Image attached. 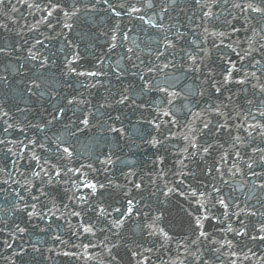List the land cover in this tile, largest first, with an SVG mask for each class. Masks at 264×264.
I'll use <instances>...</instances> for the list:
<instances>
[{"label":"water","instance_id":"95a60500","mask_svg":"<svg viewBox=\"0 0 264 264\" xmlns=\"http://www.w3.org/2000/svg\"><path fill=\"white\" fill-rule=\"evenodd\" d=\"M33 2L34 0H27V4H25L23 0H20V2L12 0V4L19 9L15 13L8 9H0V25H6V27H0V47L8 48L11 53L10 55L0 54V101L4 103L5 110H9L10 115L17 121L23 123L30 121L33 124L43 123L41 115L45 114V110L50 111L52 105L57 100L63 104L65 97L82 94L81 98L88 99L92 106L98 107L101 103L110 102V100L105 101V97H117L118 92L128 87L136 103H143L148 107L133 111L134 106L124 107L114 105V108L118 109V111L109 110L113 116L117 114L121 116L125 129L123 136L104 131L100 127V123L107 120V116H98L96 120L91 121V123L96 125L95 127L83 128L81 126L83 130L77 132L76 136L73 137L69 135V130L65 127L68 121L64 119L59 123H54L50 128L45 130L46 135L50 138L45 143L51 151H54V142L57 137H63L65 146L70 143L75 152L76 159L73 161L72 166H78L77 162L85 164L93 163L98 169L96 173H88L89 179L104 183L105 185L111 180L113 185H127V188L132 187V182L141 183L143 186L142 190L137 191L133 189L132 196L140 200L142 204L151 205L153 211L150 215L155 216L163 212V218L159 223V227H163L165 231H168L169 235L173 236V240L164 247H161L163 241L160 237L147 236L144 224L149 222L148 219L135 215L126 220L122 228H113L112 231H108L111 228L109 221L116 218L117 215L115 212H112V208L122 207L125 200V192L115 187H106L100 190L96 196H91L89 189L81 187L79 192L75 194L90 197L88 204L82 205L75 200L69 199L73 195L69 191L76 190L72 187L71 182L53 185L56 194L50 198L55 201L56 207L60 209V211L56 212V216L60 217L61 212L64 213V216L60 219H54L50 229H48L46 221H41L38 218H33L29 221L26 216L13 212L12 204L10 203L13 197L8 196L5 198L3 192L0 191V208L3 209V211H0V221L7 220L9 227H11L13 221L19 223L22 227H27L28 234H25L24 240L30 243H37V246L44 253L43 257L33 254L35 258L33 256L18 258L13 254L12 250L0 248V264H9L5 257H11L15 261V264H135V259L130 256V250H134L137 243L142 244L144 248L152 249L151 253H144L149 258L148 264H171V260L176 258L177 242L190 235L192 221L191 217L185 214L184 209L195 210V205H192L184 197L172 196L166 199L158 191V189H164L165 182L169 186L177 185V181L180 178L178 175H174V173H179L182 169L179 160L184 159L185 154L180 152L179 149L184 148L187 144V141H184L180 134H189L187 127L189 124H191V127L199 129L202 127V120H210L212 125H215L217 121L220 123L224 122L222 117H218L215 112L208 110L209 104L227 105V108H222L221 110L233 117L232 120L228 121L229 124L241 123L240 118L236 117V113L246 112L249 108L246 100L253 99V97L249 92L240 91L239 86L235 84L227 85V90L222 89L220 94H216L207 85L201 86V81L204 79L203 76L200 74H186L184 69H165L163 72L149 74L154 77V85L158 81L159 86L169 88V92L174 90L180 93L178 97L172 98L159 91L141 92V81L138 77L126 75L117 79L114 73L130 68L131 62L126 58V49L128 47L134 48L135 55L132 57L133 61H135L136 56H139L145 61V64L149 61L155 62L156 49L158 44L161 43L163 33L158 32L154 28H149L147 24L139 21L135 14L132 17L124 15L119 18V24L120 28L124 32H127L129 39L117 48L109 51V36L112 34L111 29L117 23V18L110 16L104 11L86 12L83 4H81L79 16L72 21L74 23L73 30L71 32L65 30L63 34H60L59 24L63 22L62 14H54L53 17L49 18L50 23L53 20L55 21L56 25L54 27L39 23L45 13L27 6ZM35 2L39 3L43 8L47 0H35ZM114 2L116 4L125 3L127 6L136 4L137 7H141V4L137 3V0H114ZM153 3L156 5L155 12H158L161 6L169 5V0H153ZM177 3L180 7L175 10L170 8L171 19L166 17L164 22L166 24H176L181 32H186L189 26L188 18L193 16L196 9L194 5L189 7L191 0H177ZM97 7L100 8L102 5H98ZM180 9H184V11H180ZM6 10L8 11L7 17L3 15V11ZM213 11H219V9L214 8ZM155 12L150 9L148 10V15L155 16ZM143 14V12L140 13V15ZM196 23H200L198 15ZM253 23H256V26L259 27V24L255 20ZM33 25H35V29L29 32V27ZM205 26L209 27V31L212 30L210 23H206ZM191 27L194 30L195 36L201 34L202 30L196 28L195 24H192ZM237 27L241 28V31L233 34L231 38H225V44L233 43V47H236L234 42L238 40L240 47H237V51H240V48L247 47L246 37L251 35V33L244 31L242 23H238ZM53 28L57 34L54 33ZM105 33L108 35H105ZM189 35L195 38L193 33H189ZM37 39L43 41L44 47L36 45L32 48ZM25 40L27 44H24ZM68 40L78 46L77 51H79L81 56V60L79 61L80 69L78 70L101 71L106 74L99 77L101 83L97 87H89L90 84L96 82L95 80L64 75L66 72L64 58L72 51L67 45ZM133 41L135 45H139L138 48L134 46ZM21 45L23 46L22 48L20 47ZM185 46L183 42L179 45V47ZM201 46L211 49V56L206 62L216 73L217 79H220V74L224 70L222 57L225 54L231 56L233 60H237V57L232 55L227 48H211V42ZM27 48H32L34 52H38L40 55L49 56V65L45 69H39V59L26 63L25 57L27 53L23 49ZM122 57L124 58L122 59ZM100 61H103V63H100ZM179 62L183 63V61ZM245 63L247 62L245 61ZM237 64L239 66V61H237ZM143 67L144 65H141V68ZM132 71H136V69H132ZM36 76L41 78L44 90L53 93L52 97L45 96L39 103L35 102V98H29L23 94V84L30 77ZM3 77H7V81H4ZM68 85H71V87ZM200 87L204 89L203 96L197 94ZM230 95L232 96L231 102L227 99ZM168 99H173V103L168 104ZM16 103H19L21 108L31 106L32 110L25 114L17 113L14 108ZM82 107L86 108L88 105ZM75 108L76 105L70 106L67 111L68 117L75 119L72 116ZM161 110L171 111L178 123L175 126L171 124L167 126L172 128L176 136L165 141L164 146L157 149L147 144L145 140L150 138L149 133L160 139H163V137L145 123L144 118L151 119L156 115L157 111H160L162 119L168 120L169 117L163 116V111ZM252 111H255V108ZM197 113H199V118L196 116ZM25 116L27 117L26 121L24 120ZM261 122L264 123V121ZM108 123H112V121H108ZM115 126L120 127L121 125L116 123ZM26 131L28 135L43 136L45 134L37 133L30 129ZM161 131L167 134L163 124ZM232 134L233 136L238 134L246 137V132L243 129L237 132L233 128ZM10 138L16 139L17 134L13 133ZM206 142L222 144L223 149L217 148L210 156H205L204 159H200L199 156L185 159L184 163L187 165V168H184L183 171L193 173L194 175L187 176L185 188L181 190H186L187 185H191L199 191H204L205 188L201 187V184L208 186L207 190H210L211 185L214 183L217 187L222 188V194L225 199L231 196L235 205L245 209V212L249 210L257 212L256 216L242 213L240 218L247 224L250 235H260L258 228L261 223H264V216L259 215V213H264V190L254 186V181L255 185H258L264 183V180H257L248 175L245 161H249L250 158L256 160L257 165H254L255 171L258 173L264 172V165L259 164L260 154L251 151L252 148L256 147L264 148V141L256 136L255 133H253L252 139L245 138V146H237L242 157L239 160H236L233 156V150L230 148L232 140L226 133L216 134L210 126L209 129L205 130L198 137V143L204 144ZM9 147H13L14 151L16 150L13 145H9ZM51 151L42 153L37 149V153L42 156V160L51 156ZM224 152H227L228 156L224 165L225 174L222 179L226 180L227 184H222L221 177L215 172L212 173V176L207 175V168L212 166L214 162H220V156ZM108 153H112V159L115 161V164L108 166L109 171L105 172L100 169V165L96 163V159L97 157L103 159ZM27 155H30V153ZM157 155L164 157L162 164L153 163ZM12 159H15V157H12ZM234 162L243 170V174L236 172L233 176L231 172L227 171L228 168H232V171L235 172V168L232 167ZM23 163L24 161L20 162L21 165ZM5 167L7 171L12 173L13 178L21 181V183H23V178L19 172L30 171L23 167L17 171L13 169L10 161L5 162L0 160V168ZM35 170L39 171V169ZM129 172L135 173V176L128 175ZM0 175V188L9 189V191L17 189L16 184H11L9 187V185L3 183V181L8 180L6 173H0ZM32 179L33 183H39L34 178ZM72 179L77 180L78 178L72 177ZM17 190L21 191L22 195L25 194L22 189ZM61 191L63 194H60ZM153 192L156 193L155 196L152 195ZM6 200L9 202H6ZM65 204L68 205L67 208L64 207ZM97 206L106 208L111 215L99 217ZM73 209L80 211L81 216H71L70 213ZM157 209H159V212ZM144 210L147 211L148 209L145 208ZM222 211L224 210L219 206L213 209V213L216 216H220ZM228 211L229 217L223 224L217 223L213 219L205 221V230L211 233L217 240H233L234 244L237 245L234 250L240 258L230 257L227 247L221 249V252L228 253V255L217 257L215 253H210L209 247H218V245L208 246L207 244H202L201 248L204 249L203 259L209 261V264H230V259H236V264H264V241L257 240L253 242L247 236L239 238L234 237V233L227 232L226 229L229 224L233 228L239 227L236 217L232 215L233 212L237 211V208L231 206ZM82 224H91L95 235L87 233L74 235L73 233H76L78 230L82 232ZM42 229L48 230L42 231ZM220 229H225V232L221 233ZM113 233H119V236L113 235ZM56 234H59L63 240L67 241V245L54 241L52 237ZM87 237L102 238L100 239L101 241L94 243L96 247L87 249L88 253L96 257L94 260L84 258L85 249L81 247L80 243ZM105 237H108L112 243H108ZM7 238L5 234L0 239ZM102 241L107 243L108 247H112L113 243L119 245L113 248L112 256H109L101 246ZM49 248H52L53 251L49 252ZM248 249H251L255 255L253 256L252 253L248 252ZM66 251L76 253L77 255L71 257L64 256L63 253ZM181 252H183L182 248ZM244 253H248L249 259H243ZM113 256L116 257L115 261L112 259ZM181 258L183 257L181 256ZM136 259H139V257ZM185 264H188L187 260H185ZM195 264H201V262H195Z\"/></svg>","mask_w":264,"mask_h":264},{"label":"snow or ice","instance_id":"6c2138e0","mask_svg":"<svg viewBox=\"0 0 264 264\" xmlns=\"http://www.w3.org/2000/svg\"><path fill=\"white\" fill-rule=\"evenodd\" d=\"M20 2V0H18ZM27 4V0H23ZM137 3L141 4V7H137L136 4L127 6L125 3L116 4L114 0H47L43 8L35 0L32 4L27 6L34 8L36 11H42L45 13L41 17L39 23L47 24L49 27H53L50 23L49 18L53 17L54 14H62L63 22H61V33L63 34L65 30L71 32L74 28V23L72 22L74 18H77L81 12L80 5L83 4L84 10L87 11H104L110 16L117 18V23L111 29V35L109 36V51L117 48L124 41L129 39L127 32H124L120 28L119 18L126 15L132 17L134 14L136 18L144 24H147L149 28H154L158 32L164 35L161 38V43L158 44L155 54V62L149 61L145 64V61L139 56H136L135 61L132 57L135 55L133 47H128L126 49L127 60L131 62L130 68L114 73L117 79L122 76L131 75L133 77H138L141 81L140 90L145 91H159L164 93L166 96L176 98L180 93L176 91L169 92V88L160 87L159 82L156 81L155 85L153 83V75L159 72H163L165 69L180 70L184 69L185 73H191L193 75L200 74L204 77L201 81V86L207 85L216 94H220L222 89L227 90L226 86L229 84H235L239 86L240 91L249 92L253 99H247L246 103L249 106L248 110L244 113L237 112L236 117L240 118L241 123L239 124H229V120L233 117L222 111V108H227V105L223 104H209L208 110L215 112L218 117L224 119L223 123L217 121L215 125L212 122L201 121L202 127L199 129L191 127V124L187 125L189 129V134L181 133V137L187 144L184 148L179 149L180 152L184 153V159L179 160L182 169L179 173H174L180 178L177 181V185L169 186L167 182L164 184V189H158L160 195L164 198H169L172 196L184 197L192 205H195V210L184 209L187 216L191 217L192 226L190 230V235L181 239L176 245V258L171 260V264H185V260L188 264H195V262H201V264H209V261L203 259L204 249L201 248L202 244H207L208 246L218 245V247H209L210 253H215L217 257L224 255L227 256L228 253H222L221 249L227 247L230 252V257H235L239 259L238 253L234 250L237 245L234 244L233 240L224 239L217 240L211 233L205 230V221L210 219L216 220L217 223L223 224L225 220L229 217V209L231 206H235L237 211L233 212L232 215L236 217L239 227L233 228L231 224L228 225L226 231L234 233V237H249L253 242L259 240L264 241V223L259 225L258 231L260 235H250L247 224L242 220L241 214H246L250 216H256L257 212L247 211L245 209L239 208L235 205L231 196L225 199L222 194V188L217 187L214 183L211 185V189L208 186L201 184V187L205 188L204 191H199L197 188H193L191 185H187L186 190H181L185 188V179L189 175H194L193 173L184 172L183 169L187 168L184 163L185 159H191L192 157L199 156L200 159H204L205 156H210L213 151L217 148L223 149L222 144H214L212 142H206L204 144L198 143V137L205 130L209 129L210 126L214 129L216 134L226 133L232 140L230 148L233 150V156L236 160L242 159L240 151L237 146H245V138L252 139L253 133L260 137L264 141V0H191V4L195 6L196 11L193 13L192 17H189V26L186 32H181L176 24H166L164 21L166 17L171 19L170 11L179 8L177 0H169L168 6H161L158 12H155L156 5L153 0H137ZM98 5L102 7L98 8ZM219 9V11H213V9ZM0 9H8L11 12H18L19 9L12 4V0H0ZM153 10L155 16H149L148 10ZM184 11V9H180ZM143 12V15L140 13ZM235 13V15H234ZM4 16H8V11H3ZM198 15L200 23H196V17ZM147 17V18H146ZM158 17V19H157ZM242 18V20H241ZM11 19V17H9ZM256 21L259 27L256 26ZM59 22V21H58ZM219 22V23H217ZM210 23L212 30L209 31V27L205 24ZM238 23H242L244 26V31L250 32L251 35L246 37V48H240L237 51V47H240V42L237 40L234 43L236 47H233V43L225 44V38H231L235 33L241 31V28L237 27ZM195 24L196 28L202 30L199 36H195L194 30L191 25ZM0 27H6V25H0ZM223 30H219V29ZM35 29V25L29 27L28 31L31 32ZM175 29V31H173ZM193 33L195 38L189 35ZM105 35H108L105 33ZM184 43L185 47H179L181 43ZM211 42V48L220 49L227 48L230 50L231 54L237 57V60H233L231 56L225 54L222 57L223 72L220 74V79H217L216 73L206 62L211 56V49L208 47H202L201 45H207ZM27 44V41H24ZM133 44L136 48L139 45ZM36 45L44 47L42 40L37 39L32 46L34 48ZM68 47L72 50L69 55L65 56L64 63L66 67V76L75 77H85L91 80H95V83L89 85L91 88L97 87L101 82L99 77L106 75L101 71L93 70H78L80 69L79 61L81 56L79 51H77L78 46L72 44L70 40L67 41ZM23 47L22 45L20 46ZM32 48L23 49L26 51L27 55L25 57V62L29 63L32 61L40 60L39 69H45L49 63V56L40 55L38 52H34ZM15 51V49H13ZM182 53V55H181ZM0 54L10 55L8 48L0 47ZM259 57V58H257ZM124 57H122L123 59ZM138 61V63H137ZM166 61V62H164ZM179 61H183L180 63ZM239 61V66L237 64ZM245 61L247 63H245ZM54 63V61H52ZM103 63V61H100ZM141 65H144L141 68ZM23 67V65H21ZM136 69V71H132ZM255 69V70H252ZM235 73V76H234ZM259 73V74H258ZM167 75V74H166ZM199 78V77H197ZM7 81V77L2 78ZM71 87V85H68ZM134 90V89H133ZM23 94L27 95L29 98H35V102L39 103L43 100L45 96L52 97L53 93L51 91H45L41 78L39 76L30 77L23 84ZM198 95H204L203 87H200ZM80 95H73L71 97H65L64 103L62 104L59 100L52 105L51 110H45V114L41 115V120L43 123L33 124L30 121L23 123L21 121L15 120V118L10 115L9 110H5V105L0 101V160L11 163L13 169L19 171L21 167L30 171H20L19 174L23 178V183L21 181L13 178L12 173L7 171V168H0V173H6L8 175V180L3 181L4 184L10 185L16 184L17 189H22L25 193L21 194V191L17 189H3L5 198L12 196L13 199L10 201L12 204V211L18 212L22 216H26L30 221L33 218H38L41 221H46L48 224V229L51 228L54 219L63 218L64 213L61 212V216L57 217L56 212L60 211L56 207L55 201L50 198V192L45 191L46 187L53 186L56 184H68L71 182L72 187L79 192L80 188H87L90 190L91 196H96L100 190L106 187H115L125 192V200L122 207H113L112 212H115L116 218L109 221L111 228L108 231H112L113 228L120 229L123 227L126 220L130 219L133 215L137 217H145L148 219V223L144 224V229L147 232L148 237H160L162 239L161 247H164L173 240V236L169 235L168 231H165L163 227H159V223L163 218V212L158 215L152 216L153 209L150 204H142L140 200H137L132 196V190L137 191L142 190V184L137 182H132V187L127 188V185H113L111 180L108 184L99 183L93 179L88 178V173H96L98 169L93 163L85 164L83 162H77L78 166H72L73 161L76 159L75 152L70 143L65 146V141L63 137H57L54 142V151H51L45 141H49V137L46 135L45 130L50 128L54 123H59L64 119H67L68 123L65 127L69 130V135L75 137L77 132H81L83 128L95 127L96 125L91 123V121L96 120L98 116H107V120L100 123V127L109 133H116L118 136H123L125 129L123 127V122L121 121V116L119 114L113 116L111 111H118L114 108L117 106H134L133 111L136 109H145L148 107L145 104H137L133 95L129 92V88L125 87L120 92L117 93V97H105L106 103H101L99 106H92L91 102L86 98H81ZM257 98L258 102H257ZM227 99L231 102L232 96H228ZM168 104L173 103V99L167 100ZM76 105L72 116L75 119L68 117L67 111L70 106ZM88 105V107H82ZM42 106V105H41ZM15 112L25 114L31 111V106H26L24 108L20 107L19 103L14 105ZM255 108V111L252 109ZM103 110V111H102ZM163 111V116L169 117L168 120H163L160 111H157L156 115L151 119L144 118V122L147 123L152 129H154L163 139L158 138L155 135L149 133L150 138L146 139L145 142L152 146L153 148H161L164 146L165 141L170 140L176 136V133L172 131V128L167 127L169 124L175 126L178 121L175 115L168 110ZM79 113V115H77ZM199 118V113L196 114ZM27 120V117H24ZM112 121V123H108ZM119 123L121 126L116 127L115 124ZM164 125L167 134L161 131V126ZM74 128V130H73ZM233 128L237 132L243 129L246 132V137L240 135L232 134ZM33 130L37 133H45L43 136L38 135H28L26 130ZM13 133L17 134L16 139H11ZM13 145V147H9ZM37 149L42 153H47L51 151V156L44 158L37 153ZM253 153L260 154L259 164L264 165V148L256 147L252 148ZM30 155H27L29 154ZM228 153L224 152L220 156V162H214L212 166L207 168V175L212 176V173H217L221 177V183L227 184L226 180H223L225 174L224 165L226 163ZM15 157V159H12ZM117 159H119L117 157ZM24 161L21 165L20 162ZM164 157L157 155L156 160L153 163H163ZM96 163L100 165V169L107 172L109 171L110 165H114L115 161L112 159V153L105 155L103 159L97 157ZM246 168L248 169V175L256 178L257 180H264V172H256L254 165H257V161L249 159L245 161ZM233 168H228L227 171L231 172L234 176L236 172H241L243 170L239 168L236 163H233ZM35 169H39L36 171ZM128 175L135 176V173L129 172ZM72 177H77V180H73ZM39 181L38 184L33 183V179ZM213 179H215L213 177ZM79 180V183H78ZM254 186L259 187L264 190V183H260ZM36 190V194H34ZM153 196L156 195L155 192L152 193ZM44 198L42 201L41 198ZM89 196L76 195L73 193L70 200H75L79 204H88ZM6 202H9L6 200ZM51 204L52 207H48ZM39 205V207H38ZM219 206L222 211L220 216H216L213 213V209ZM65 208L68 207L67 204L64 205ZM148 210L145 211L144 209ZM0 211H3L0 208ZM99 217H108L111 215L106 208L102 206H97ZM159 212V209H157ZM71 216L80 217L81 212L72 210ZM259 215L264 216V213H259ZM223 217V218H221ZM48 229H42V231H47ZM82 232L78 230L74 235L78 234H92L95 235L94 228L91 224L81 225ZM103 231V229H101ZM221 233L225 232V229L219 230ZM7 235V239H0V248L12 250L13 254L18 258H23L25 256H33V254L43 257L44 253L41 248L37 246V243H30L24 240L25 234H28V228L22 227L19 223L13 221L11 227H9L7 220L0 221V238ZM113 235L119 236V233H113ZM54 241H58L60 244L67 245V241L63 240L59 234L52 237ZM108 243H112L108 237H105ZM77 247L76 245H73ZM101 246L105 249L109 256H112L113 248L118 247L117 244H112V247H108L107 243L101 242ZM85 249V259L94 260L96 257L91 253L87 252V249L96 247L95 244L91 242L88 245H82ZM181 248L183 252H181ZM30 249V251H29ZM49 252L53 249L49 248ZM151 253V248H144L142 244H136L134 250H130V256L135 259V264H148V256L144 253ZM248 252L255 253L251 249ZM59 255V253H57ZM64 256H76L73 252H64ZM181 256L183 258H181ZM139 257V259H136ZM33 258H35L33 256ZM9 264H15V261L11 257H5ZM115 261L116 257H112ZM236 259H230V264H236ZM243 259H249L248 253H244Z\"/></svg>","mask_w":264,"mask_h":264}]
</instances>
